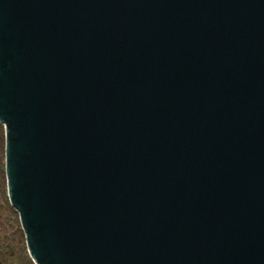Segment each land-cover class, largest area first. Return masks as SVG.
Segmentation results:
<instances>
[{"label":"water","instance_id":"95a60500","mask_svg":"<svg viewBox=\"0 0 264 264\" xmlns=\"http://www.w3.org/2000/svg\"><path fill=\"white\" fill-rule=\"evenodd\" d=\"M0 124L34 264H264V0H0Z\"/></svg>","mask_w":264,"mask_h":264},{"label":"trees","instance_id":"16d2710c","mask_svg":"<svg viewBox=\"0 0 264 264\" xmlns=\"http://www.w3.org/2000/svg\"><path fill=\"white\" fill-rule=\"evenodd\" d=\"M0 264H34L28 255L18 215L6 194L4 132L0 124Z\"/></svg>","mask_w":264,"mask_h":264}]
</instances>
